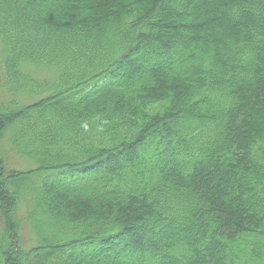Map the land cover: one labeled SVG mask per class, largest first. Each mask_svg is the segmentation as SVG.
Instances as JSON below:
<instances>
[{"label":"trees","instance_id":"1","mask_svg":"<svg viewBox=\"0 0 264 264\" xmlns=\"http://www.w3.org/2000/svg\"><path fill=\"white\" fill-rule=\"evenodd\" d=\"M0 264H264V0H0Z\"/></svg>","mask_w":264,"mask_h":264},{"label":"rangeland","instance_id":"2","mask_svg":"<svg viewBox=\"0 0 264 264\" xmlns=\"http://www.w3.org/2000/svg\"><path fill=\"white\" fill-rule=\"evenodd\" d=\"M3 154L5 156V161H6V166L7 168H19V169H28L29 167H32V164L30 163V161H28L27 159H25V162L20 161L19 159H23V157L21 156L20 158L15 155V153L13 152V150L11 149L10 146H3ZM24 166V167H23ZM23 248L27 249L29 248V246L31 245V239L28 235V232L25 230L24 234H23Z\"/></svg>","mask_w":264,"mask_h":264}]
</instances>
